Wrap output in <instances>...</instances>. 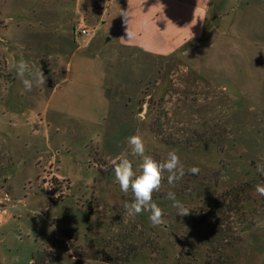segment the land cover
<instances>
[{"label":"rangeland","instance_id":"1","mask_svg":"<svg viewBox=\"0 0 264 264\" xmlns=\"http://www.w3.org/2000/svg\"><path fill=\"white\" fill-rule=\"evenodd\" d=\"M110 1L84 0L94 31L74 37L63 13L76 0H0V264H30L62 231L71 237L65 264H264V196L255 190L264 184V87L244 80L260 75L264 51L245 31L207 33L166 57L122 48V1ZM45 11L57 13L55 24L39 26ZM21 57L41 68L45 87L24 91L11 68ZM134 134L157 160L177 151L186 169L153 194L163 226L147 212L125 216L131 194L120 191L112 160L130 152ZM168 191L189 215H177Z\"/></svg>","mask_w":264,"mask_h":264},{"label":"crops","instance_id":"2","mask_svg":"<svg viewBox=\"0 0 264 264\" xmlns=\"http://www.w3.org/2000/svg\"><path fill=\"white\" fill-rule=\"evenodd\" d=\"M122 11L118 25L117 40L119 47L137 50L153 57H166L187 44L199 41L209 34L230 36L232 31H245L253 33L252 39L248 40L252 48L259 52L264 51V0H239L238 17L233 20L225 19L226 24L222 26L223 15L232 0H121ZM238 1V0H237ZM84 0H76L74 9L64 11L66 23L64 26L72 28L73 35H78V27L84 23L86 11L83 7ZM109 6L111 1L108 0ZM105 6L104 11L106 10ZM89 10V7L86 8ZM102 17V16H101ZM57 13L45 11L43 17L37 22L55 24ZM127 19L128 23H125ZM43 20L45 22H43ZM134 38L129 39L127 31ZM54 31H64L62 28ZM75 43V39H74ZM244 43V41H243ZM246 43V42H245ZM83 65V61H80ZM257 73L260 75L245 76L244 80H261L264 87V66L260 64ZM239 74L244 73V68L238 69ZM246 74H249L247 72ZM238 75L236 79H241ZM238 88V87H237ZM106 100L109 99L106 94ZM1 158V156H0ZM4 158V157H3ZM6 163L10 158H5Z\"/></svg>","mask_w":264,"mask_h":264},{"label":"clouds","instance_id":"3","mask_svg":"<svg viewBox=\"0 0 264 264\" xmlns=\"http://www.w3.org/2000/svg\"><path fill=\"white\" fill-rule=\"evenodd\" d=\"M125 23H128L127 19H125ZM127 36L129 39L134 38L129 30ZM11 68L21 81L25 92H31L34 88L45 87L47 78L41 68H34L23 57L15 61ZM127 144L130 146V152H122L112 160L114 178L120 191L125 195L131 194L130 201H126L123 205L125 216L135 217L147 212L152 227L163 226L166 224L164 211L153 200V194L161 190L165 180L168 185L173 187L180 182L186 175L185 166L175 150L169 151L163 160H157L146 154L145 141L139 134L129 136ZM132 158L140 159L139 171L134 168ZM257 171L264 175V163L257 165ZM199 172L200 168L197 166L187 169V173L192 175H198ZM255 190L260 196H264V184H257ZM166 199L172 202L173 208L177 209V215L186 216L190 214L191 208L186 207L178 200L174 191H168Z\"/></svg>","mask_w":264,"mask_h":264},{"label":"trees","instance_id":"4","mask_svg":"<svg viewBox=\"0 0 264 264\" xmlns=\"http://www.w3.org/2000/svg\"><path fill=\"white\" fill-rule=\"evenodd\" d=\"M60 241H53L50 249L40 248L34 252L31 256L30 264H65L67 257L72 258L68 255V247L66 246L65 239H70V233L68 231L61 232Z\"/></svg>","mask_w":264,"mask_h":264},{"label":"built area","instance_id":"5","mask_svg":"<svg viewBox=\"0 0 264 264\" xmlns=\"http://www.w3.org/2000/svg\"><path fill=\"white\" fill-rule=\"evenodd\" d=\"M92 31L94 30L87 28L84 23H81L78 27V35L80 36H87L90 33H92ZM55 183L56 181L53 178H51L50 180L46 181L43 184L45 194L48 197L49 201L50 199L54 198L52 187L55 185Z\"/></svg>","mask_w":264,"mask_h":264}]
</instances>
